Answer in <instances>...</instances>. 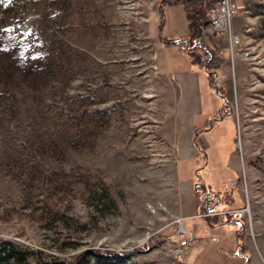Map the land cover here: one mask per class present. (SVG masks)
Instances as JSON below:
<instances>
[{
    "label": "rangeland",
    "instance_id": "obj_1",
    "mask_svg": "<svg viewBox=\"0 0 264 264\" xmlns=\"http://www.w3.org/2000/svg\"><path fill=\"white\" fill-rule=\"evenodd\" d=\"M5 1L11 7L0 26L16 27L14 36L41 62L13 82L0 77V241L44 263L110 250L134 253L135 264H192L170 241L181 228L184 165L174 140L179 90L164 60L180 71L191 66L185 45L173 44L189 34L183 6L165 8L161 41L164 0ZM248 22L250 57L232 56L227 40L205 27L223 61L216 72L235 124L229 165L237 172L218 208L227 212L208 219L237 233L235 221L245 223L240 254L264 264V0L243 1L237 32ZM194 46L205 59L203 44ZM201 76L204 103L214 98L219 111L221 96ZM233 136L230 122L217 124L208 136L209 166L186 173L203 179L210 172L223 192Z\"/></svg>",
    "mask_w": 264,
    "mask_h": 264
},
{
    "label": "crops",
    "instance_id": "obj_2",
    "mask_svg": "<svg viewBox=\"0 0 264 264\" xmlns=\"http://www.w3.org/2000/svg\"><path fill=\"white\" fill-rule=\"evenodd\" d=\"M182 45H185V43H182ZM190 62L191 66L188 69L180 71L176 69L175 61L172 60L171 64L166 66L164 60L165 70L173 78L179 90L178 124L174 140L177 145L179 166L181 164L184 165L183 177H180L177 181L180 219H183L184 223L192 220L189 231L195 235V242L186 248V257H188L189 261L193 260L192 264H246L245 255L249 256L250 261L252 260V254L249 252L240 254L242 240H239L240 244L237 241L238 230L223 223L213 224L208 218L199 217L206 212L204 211L205 199L201 191L208 192L212 196L219 194L221 197L220 201L218 202V199L211 200L210 208L219 203L215 213L220 216L221 213L227 212L225 209L218 208L221 204L227 205L225 201L226 193L233 183L232 177L237 175L236 170L233 171L229 165V160L235 150L236 130L230 114L224 113L222 110L225 108L223 105L219 111H215L216 102L210 96L208 102L204 103L201 76V71L204 70L193 64L191 60ZM207 82L212 89L209 79ZM207 82H205L206 87ZM219 113L223 115V120H219ZM227 122L232 124L234 136L229 138L227 142L233 145V150L223 163L227 172L225 174V178L228 179L227 188L223 192H218L214 189L210 172L208 175L202 176V180H199L198 177L197 179L190 177V173H186V169H188V166L194 168L196 174L200 170L204 171L207 169L211 159L209 155L211 144L208 141V136L217 124H225ZM229 143L228 145L230 146ZM198 183H203V185L196 188ZM229 190H233L232 186ZM212 196L210 197L212 198ZM198 236L200 237L198 238Z\"/></svg>",
    "mask_w": 264,
    "mask_h": 264
},
{
    "label": "trees",
    "instance_id": "obj_3",
    "mask_svg": "<svg viewBox=\"0 0 264 264\" xmlns=\"http://www.w3.org/2000/svg\"><path fill=\"white\" fill-rule=\"evenodd\" d=\"M218 2L219 0H164L160 5V19L162 20L159 32L160 40L165 19V8L176 4L183 6L189 26L187 39L189 46H194L200 41L204 47L200 49L204 51L207 59L202 58L201 54H196L195 50L187 49L185 45L186 54L190 56L192 63L197 65L201 70L206 71L207 74L213 73L208 74V79L214 91L216 82L214 72L220 68L223 61L215 50L210 48L211 38L206 34L205 27L208 23L209 9L216 6ZM10 7L7 11V1L0 0V19L2 16L6 17L9 14ZM15 31L16 27L0 26V77L6 83L8 81L13 82L18 75H24V70L31 67L30 65L39 68L41 62L40 58L37 61L33 60V57L37 54L28 48L25 40L14 36ZM165 43L171 44L170 42ZM219 93L222 98V105L226 108L228 106L227 97L220 88ZM133 254L132 252L119 253L110 250H88L81 253L74 261L58 260L44 263L41 262L37 253L26 250L12 241H0V264H33L31 259H35L39 264H135L132 262Z\"/></svg>",
    "mask_w": 264,
    "mask_h": 264
},
{
    "label": "built area",
    "instance_id": "obj_4",
    "mask_svg": "<svg viewBox=\"0 0 264 264\" xmlns=\"http://www.w3.org/2000/svg\"><path fill=\"white\" fill-rule=\"evenodd\" d=\"M244 0H219L208 13V23L206 31L215 35L217 38H225L228 42L227 51L233 56L234 54H243L250 57V48H245L243 36L247 38L253 32V25L245 23L241 29L242 33L237 32L235 20L240 15L242 4ZM247 13V11H246ZM223 55V53H221ZM212 215V211L205 212L199 217L208 218ZM181 224L180 230L176 234V240L171 239V242H176L177 251L181 254L188 246L195 242V235L193 232L186 229L183 219L178 220Z\"/></svg>",
    "mask_w": 264,
    "mask_h": 264
},
{
    "label": "water",
    "instance_id": "obj_5",
    "mask_svg": "<svg viewBox=\"0 0 264 264\" xmlns=\"http://www.w3.org/2000/svg\"><path fill=\"white\" fill-rule=\"evenodd\" d=\"M163 25H164V22H163ZM178 43H185L187 49H190L189 47V42L187 40L185 41H180V42H174V44H178ZM202 46V43L200 41H198L196 43V45L194 46V48H196L197 46ZM208 74H213V73H208ZM214 75L216 77V82H215V92L217 93V95H220L219 93V81H218V73L217 72H214ZM224 111V113H228V114H231V112H228L225 108L222 109ZM219 120H223V115L221 113H219ZM211 126H212V123H211ZM199 180H202L201 177H198ZM200 185H203V183H198V185L196 186V188H198ZM203 194V197L205 199L204 201V211H215L218 207V204L219 203H216L215 206L213 208H210V204H211V200H214V199H218V202L220 201V195L219 194H216L214 195L212 198L210 197L209 193L208 192H204L202 193ZM236 224H238L240 227H241V231L237 234V241L238 243L240 244L239 242V236L245 231V223H243L241 220H236L235 221ZM241 246V245H240ZM243 250V246L240 247V251ZM245 258H246V264H248L249 262V256L248 255H245Z\"/></svg>",
    "mask_w": 264,
    "mask_h": 264
},
{
    "label": "flooded vegetation",
    "instance_id": "obj_6",
    "mask_svg": "<svg viewBox=\"0 0 264 264\" xmlns=\"http://www.w3.org/2000/svg\"><path fill=\"white\" fill-rule=\"evenodd\" d=\"M202 193H204L205 191H201Z\"/></svg>",
    "mask_w": 264,
    "mask_h": 264
}]
</instances>
